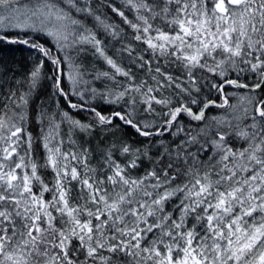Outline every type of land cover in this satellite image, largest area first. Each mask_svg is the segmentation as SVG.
I'll list each match as a JSON object with an SVG mask.
<instances>
[{"label": "snow or ice", "instance_id": "snow-or-ice-1", "mask_svg": "<svg viewBox=\"0 0 264 264\" xmlns=\"http://www.w3.org/2000/svg\"><path fill=\"white\" fill-rule=\"evenodd\" d=\"M0 44V264H264V0H0Z\"/></svg>", "mask_w": 264, "mask_h": 264}, {"label": "trees", "instance_id": "trees-1", "mask_svg": "<svg viewBox=\"0 0 264 264\" xmlns=\"http://www.w3.org/2000/svg\"><path fill=\"white\" fill-rule=\"evenodd\" d=\"M26 58L27 53L24 50V46H5L0 44V60L8 61L9 63L15 62L21 71H25L27 69V64L25 63Z\"/></svg>", "mask_w": 264, "mask_h": 264}]
</instances>
